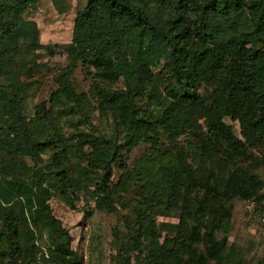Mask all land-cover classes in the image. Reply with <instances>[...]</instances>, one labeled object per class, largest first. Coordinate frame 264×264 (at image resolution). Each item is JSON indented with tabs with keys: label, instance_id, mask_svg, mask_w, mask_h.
Wrapping results in <instances>:
<instances>
[{
	"label": "trees",
	"instance_id": "16d2710c",
	"mask_svg": "<svg viewBox=\"0 0 264 264\" xmlns=\"http://www.w3.org/2000/svg\"><path fill=\"white\" fill-rule=\"evenodd\" d=\"M37 1L0 0V264H44L41 224L55 236L52 262L79 264L51 199L75 208L74 199L88 193L97 209L112 208L135 177L124 154L141 141L154 149L161 173L153 174L141 225L114 264H244L229 233L236 199L254 201L264 217L257 173L264 165V0H87L64 46L70 62L59 71L51 109L42 102L29 117L25 77L47 66L37 51L55 48L37 42V26L25 19ZM79 63L88 91L73 78ZM55 108L85 120L100 112L112 135L65 137ZM204 118L205 129L191 134L197 146L176 147L168 159L155 150L162 130L179 135ZM226 118L239 123L241 136ZM116 167L122 174L114 183ZM175 212L178 222L154 220ZM158 227L173 235L161 243Z\"/></svg>",
	"mask_w": 264,
	"mask_h": 264
},
{
	"label": "rangeland",
	"instance_id": "374dc122",
	"mask_svg": "<svg viewBox=\"0 0 264 264\" xmlns=\"http://www.w3.org/2000/svg\"><path fill=\"white\" fill-rule=\"evenodd\" d=\"M86 3L87 0H61L59 4L52 0H38L28 6L25 19L37 26V42L55 45L52 53L48 54L44 49L37 51L44 53V56L38 61L45 62L47 66L37 70L31 77H25V106L26 114L29 117L34 115L35 106L42 102L48 109H51L50 97L58 87L59 71L70 62L64 46L71 41L75 18ZM154 46L163 54L167 52V48L160 41H155ZM164 61V57L160 58L154 69L161 71ZM81 68L82 65L79 63L73 78L78 91H88L90 79L86 77ZM143 104L142 113L152 108L150 101ZM51 112L65 137H70L71 133L78 130L94 131L107 137L112 135L110 121L100 112H96L92 118L87 120L72 111L63 112V110L55 108ZM226 122L233 124L235 133L241 136L238 122L231 118H226ZM206 123L204 118L190 127L188 132L179 135L173 134L169 129L166 130L167 133L162 130L159 145L155 150L168 159L176 147L183 146L190 149L193 145L197 146L191 134L198 130H204ZM124 156L128 166L133 169L135 177L128 183L126 190L118 193L114 198L112 208L97 209L95 201L90 198L88 193H81L74 199L75 208H72L60 196H54L51 199L53 214L61 220L62 225L71 234V247L78 253L79 264H114V256L120 244L128 241L129 234L141 225L138 210L144 212L148 205L149 184H151L155 172L161 173V162L150 143L144 141L125 152ZM28 161L29 164L32 163L31 160ZM150 162H154V164L150 165ZM195 162L198 164L199 159L196 158ZM257 173L264 181V165L257 170ZM121 174L122 172L116 167L114 183L118 181ZM87 213L89 214L85 215ZM176 216L177 212L170 217L157 216L154 220L158 224L165 221L178 222ZM260 219L261 215H259V211H256L254 201L236 199L229 240L237 247L244 264H264V236L261 235ZM157 230L162 235L161 243L164 241V236L173 235L160 227ZM219 236L221 237L222 233ZM54 238L53 230L41 224L37 231V243L41 252L46 255L44 260L42 255L39 257L44 264H54L51 252ZM47 253L50 254V257ZM135 254L136 251H132V255ZM169 258L171 261L173 256Z\"/></svg>",
	"mask_w": 264,
	"mask_h": 264
},
{
	"label": "built area",
	"instance_id": "2783aa9c",
	"mask_svg": "<svg viewBox=\"0 0 264 264\" xmlns=\"http://www.w3.org/2000/svg\"><path fill=\"white\" fill-rule=\"evenodd\" d=\"M260 223H261V235L264 236V217L260 219Z\"/></svg>",
	"mask_w": 264,
	"mask_h": 264
}]
</instances>
